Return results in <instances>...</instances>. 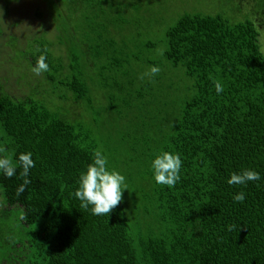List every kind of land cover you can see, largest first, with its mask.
<instances>
[{
	"label": "trees",
	"instance_id": "obj_1",
	"mask_svg": "<svg viewBox=\"0 0 264 264\" xmlns=\"http://www.w3.org/2000/svg\"><path fill=\"white\" fill-rule=\"evenodd\" d=\"M170 1L41 0L32 36L0 41V157L17 166L0 264H264V0ZM96 150L128 188L104 215L74 197ZM163 151L182 160L171 187L153 178ZM243 169L261 179L230 185Z\"/></svg>",
	"mask_w": 264,
	"mask_h": 264
},
{
	"label": "clouds",
	"instance_id": "obj_2",
	"mask_svg": "<svg viewBox=\"0 0 264 264\" xmlns=\"http://www.w3.org/2000/svg\"><path fill=\"white\" fill-rule=\"evenodd\" d=\"M49 65L46 57L40 55L37 58L33 71L39 75L47 71ZM160 71L159 67L153 66L150 69L152 75ZM143 78V77H141ZM216 93L223 92V85L214 82ZM0 151H3L0 149ZM19 166L23 169L21 175L24 177L23 183L17 189V196L24 192L26 185L30 183L27 179L30 169L34 166L31 153H21L18 156ZM182 160L179 154L163 151L151 162L153 178L157 184L174 186L180 179V169ZM17 166L10 159L0 157V173L11 178L16 175ZM261 175L253 169H243L240 173H233L228 179L230 185H245L249 181H259ZM78 187L74 192V197L81 202V207L89 208L94 215L109 214L122 200L123 192L128 189L126 177L115 169H109L108 159L102 151L96 150L93 159L87 167L81 171L77 181ZM234 201L243 202L245 195L243 192L234 194Z\"/></svg>",
	"mask_w": 264,
	"mask_h": 264
},
{
	"label": "rangeland",
	"instance_id": "obj_3",
	"mask_svg": "<svg viewBox=\"0 0 264 264\" xmlns=\"http://www.w3.org/2000/svg\"><path fill=\"white\" fill-rule=\"evenodd\" d=\"M191 1V0H190ZM41 0H19V1H12L10 4V7L7 8V18L4 20L3 19V15L1 14L0 11V34L2 35V37H0V41L3 43H7L5 42V36H7L10 32H16L19 34H25V35H29L30 37L32 36V30L29 28H26V26L24 25V21L25 18H28L29 20L32 21L33 27H35L40 23H42L41 18L38 19L35 17V6L38 5L40 6ZM182 2V0H171L169 2V6L173 9V7H177L178 3ZM191 4V2H189ZM188 5V3H187ZM0 9H2V6H0ZM46 19H49L48 17ZM48 21H46V23H48ZM18 24V26L20 25L19 28L15 27L12 29L11 26ZM41 25V24H40ZM17 28V29H16ZM16 29V30H15ZM5 38V39H4ZM4 39V40H3ZM164 39V33H161L158 35L157 40L161 41ZM3 40V41H2ZM0 42V43H1ZM9 44V43H8ZM2 67V66H1ZM3 72H5V70L3 69ZM18 80H15V83H17ZM30 84V85H29ZM34 84L32 83H28V82H24V86L19 85V89L20 91H25L28 93H32Z\"/></svg>",
	"mask_w": 264,
	"mask_h": 264
}]
</instances>
